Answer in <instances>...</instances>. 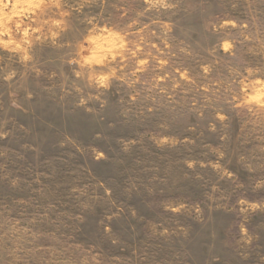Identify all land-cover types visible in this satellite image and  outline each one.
<instances>
[{
	"label": "rangeland",
	"instance_id": "1",
	"mask_svg": "<svg viewBox=\"0 0 264 264\" xmlns=\"http://www.w3.org/2000/svg\"><path fill=\"white\" fill-rule=\"evenodd\" d=\"M0 264H264V0H0Z\"/></svg>",
	"mask_w": 264,
	"mask_h": 264
}]
</instances>
